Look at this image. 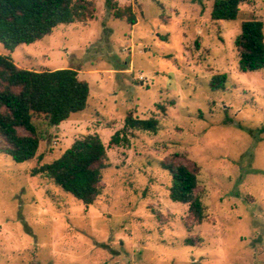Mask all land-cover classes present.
I'll return each mask as SVG.
<instances>
[{
	"label": "rangeland",
	"instance_id": "1",
	"mask_svg": "<svg viewBox=\"0 0 264 264\" xmlns=\"http://www.w3.org/2000/svg\"><path fill=\"white\" fill-rule=\"evenodd\" d=\"M94 1L93 19L13 52L0 43L19 68L74 69L90 88L84 111L45 126L32 160L0 153V264H264V69L241 73L234 44L244 21L264 23V0L229 22L211 19L215 0H114L135 25ZM215 75L224 90L210 88ZM128 114L160 129L110 144ZM93 134L111 167L92 205L32 176ZM171 157L199 169L200 224L169 197Z\"/></svg>",
	"mask_w": 264,
	"mask_h": 264
},
{
	"label": "trees",
	"instance_id": "2",
	"mask_svg": "<svg viewBox=\"0 0 264 264\" xmlns=\"http://www.w3.org/2000/svg\"><path fill=\"white\" fill-rule=\"evenodd\" d=\"M248 2L215 0L211 19L234 21L240 7ZM106 6L115 20H125L130 25L137 23L130 6L120 7L114 0H106ZM95 13L94 0H0V43L13 52L18 46L42 40L60 25L93 19ZM234 44L241 73L264 69V23L261 20L244 21ZM226 83V75H215L209 86L219 91L225 89ZM89 96L88 83L80 80L74 69H22L10 56L0 54V141L3 142L0 153L18 164L32 160L44 140L45 126L57 127L72 114L84 111ZM35 116H43L44 121L35 122ZM159 129L156 119H139L128 114L124 128L112 136L110 144L127 145L128 131L156 134ZM173 157L161 164L171 175L169 197L175 203L187 204L189 215L200 224L206 215L202 200L196 194L199 169L177 162ZM110 167L104 143L98 134H93L74 141L58 159L34 168L31 174L49 178L85 206H90L101 196L103 172Z\"/></svg>",
	"mask_w": 264,
	"mask_h": 264
}]
</instances>
